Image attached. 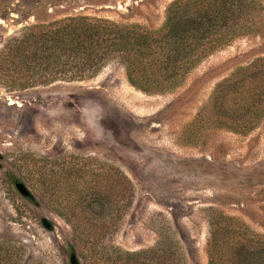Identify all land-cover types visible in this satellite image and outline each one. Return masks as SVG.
I'll return each mask as SVG.
<instances>
[{
	"label": "rangeland",
	"instance_id": "obj_1",
	"mask_svg": "<svg viewBox=\"0 0 264 264\" xmlns=\"http://www.w3.org/2000/svg\"><path fill=\"white\" fill-rule=\"evenodd\" d=\"M171 1L0 0V49L70 15L158 29ZM256 58L264 31L213 51L164 93L133 87L115 59L81 80L0 83V264H69L70 252L80 264H208L219 213L264 237V114L235 132L209 106L216 83Z\"/></svg>",
	"mask_w": 264,
	"mask_h": 264
},
{
	"label": "trees",
	"instance_id": "obj_2",
	"mask_svg": "<svg viewBox=\"0 0 264 264\" xmlns=\"http://www.w3.org/2000/svg\"><path fill=\"white\" fill-rule=\"evenodd\" d=\"M262 10L258 0H172L163 24L154 30L80 14L37 22L3 44L0 83L22 90L81 80L115 59L133 87L169 92L213 51L239 36L264 31ZM209 106L216 126L251 129L264 114V58L238 66L217 82ZM216 216L210 222L208 264H264V237L231 216Z\"/></svg>",
	"mask_w": 264,
	"mask_h": 264
},
{
	"label": "water",
	"instance_id": "obj_3",
	"mask_svg": "<svg viewBox=\"0 0 264 264\" xmlns=\"http://www.w3.org/2000/svg\"><path fill=\"white\" fill-rule=\"evenodd\" d=\"M13 185L15 187V189L18 191V193L26 198V199H32V194L31 192L29 191V189L27 188V186L20 180H15L13 182ZM41 222L43 224V226L46 228V229H50L51 228V223L48 219L46 218H42L41 219ZM69 264H80L78 262V259L76 257V255L74 253H71L70 256H69Z\"/></svg>",
	"mask_w": 264,
	"mask_h": 264
}]
</instances>
